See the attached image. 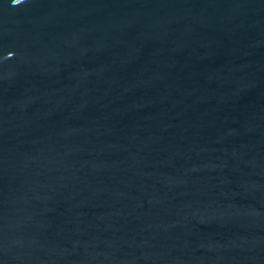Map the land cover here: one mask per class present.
<instances>
[{
	"label": "water",
	"instance_id": "obj_1",
	"mask_svg": "<svg viewBox=\"0 0 264 264\" xmlns=\"http://www.w3.org/2000/svg\"><path fill=\"white\" fill-rule=\"evenodd\" d=\"M0 264H264V0H0Z\"/></svg>",
	"mask_w": 264,
	"mask_h": 264
}]
</instances>
